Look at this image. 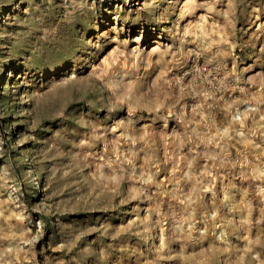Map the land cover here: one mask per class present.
Masks as SVG:
<instances>
[{"label":"rangeland","instance_id":"1","mask_svg":"<svg viewBox=\"0 0 264 264\" xmlns=\"http://www.w3.org/2000/svg\"><path fill=\"white\" fill-rule=\"evenodd\" d=\"M0 264H264V0H0Z\"/></svg>","mask_w":264,"mask_h":264}]
</instances>
